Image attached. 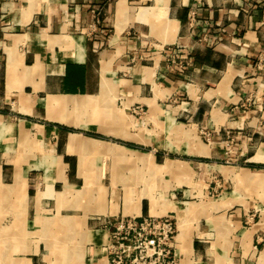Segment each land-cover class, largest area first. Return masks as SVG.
Masks as SVG:
<instances>
[{"label":"crops","instance_id":"1","mask_svg":"<svg viewBox=\"0 0 264 264\" xmlns=\"http://www.w3.org/2000/svg\"><path fill=\"white\" fill-rule=\"evenodd\" d=\"M258 203L264 0H0V264H107L101 219L148 215L180 264H264Z\"/></svg>","mask_w":264,"mask_h":264},{"label":"built area","instance_id":"2","mask_svg":"<svg viewBox=\"0 0 264 264\" xmlns=\"http://www.w3.org/2000/svg\"><path fill=\"white\" fill-rule=\"evenodd\" d=\"M100 223L107 232V264H180L173 216L114 217Z\"/></svg>","mask_w":264,"mask_h":264},{"label":"rangeland","instance_id":"3","mask_svg":"<svg viewBox=\"0 0 264 264\" xmlns=\"http://www.w3.org/2000/svg\"><path fill=\"white\" fill-rule=\"evenodd\" d=\"M176 158V156H175ZM158 161H161L160 158L158 159ZM171 165H169L166 169H164L162 172L164 173H174L177 171H181L182 169H176V167H174L175 165H177L179 167V164H177L176 162L174 163H169ZM174 165V166H172ZM222 169V168H221ZM220 172L224 174L225 176V171L221 170ZM167 171V172H166ZM190 172H188V176H190V182L188 184H184V185H188V186H179L177 188V191L179 193V197H182L183 195L185 196L186 191L191 190L192 189V185L191 183H193V185L196 186L199 189V192H187L186 197L189 199V201H198V200H204V201H211V202H215L217 203L218 201H216V199L218 198V195L220 194V191L222 190V181H221V177H220V173L218 171V168L216 169H202V168H196L194 170H189ZM140 177L141 178H149V182L153 185H151L154 190L156 191L157 189H159V182L158 177L155 179H151L149 176V171L148 170H140ZM166 178L168 183H171L173 181L172 178H170V176L168 175H163L160 178ZM145 193H147V190L143 193L142 197L145 195ZM264 209V203H258V209L257 211H260ZM62 262V261H61ZM53 264V263H52ZM63 264V263H60Z\"/></svg>","mask_w":264,"mask_h":264},{"label":"bare ground","instance_id":"4","mask_svg":"<svg viewBox=\"0 0 264 264\" xmlns=\"http://www.w3.org/2000/svg\"><path fill=\"white\" fill-rule=\"evenodd\" d=\"M175 167L176 168H178V166L177 165H175ZM166 168V166L165 165H163V166H160L159 168H158V170H160V171H163L164 169ZM145 197H148L146 194H145ZM71 260V259H70ZM73 260H75L76 261V259H73ZM64 261V260H63ZM72 263V262H71ZM74 264V263H73Z\"/></svg>","mask_w":264,"mask_h":264}]
</instances>
